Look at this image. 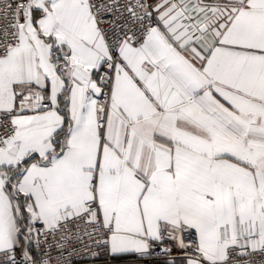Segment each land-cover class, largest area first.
<instances>
[{"label": "snow or ice", "instance_id": "snow-or-ice-1", "mask_svg": "<svg viewBox=\"0 0 264 264\" xmlns=\"http://www.w3.org/2000/svg\"><path fill=\"white\" fill-rule=\"evenodd\" d=\"M264 264V0H0V264Z\"/></svg>", "mask_w": 264, "mask_h": 264}, {"label": "built area", "instance_id": "built-area-1", "mask_svg": "<svg viewBox=\"0 0 264 264\" xmlns=\"http://www.w3.org/2000/svg\"><path fill=\"white\" fill-rule=\"evenodd\" d=\"M82 264H84V262H82Z\"/></svg>", "mask_w": 264, "mask_h": 264}]
</instances>
